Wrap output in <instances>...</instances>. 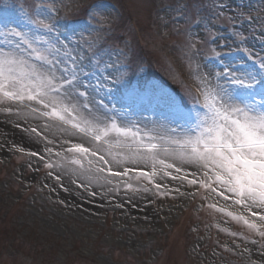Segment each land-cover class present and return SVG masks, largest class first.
<instances>
[{"label":"snow or ice","instance_id":"6c2138e0","mask_svg":"<svg viewBox=\"0 0 264 264\" xmlns=\"http://www.w3.org/2000/svg\"><path fill=\"white\" fill-rule=\"evenodd\" d=\"M186 7L181 0L176 16L184 18L191 37L203 17L199 9L187 14L182 10ZM225 7L221 4L216 15ZM30 8L26 12L24 5L0 0V112L42 119L45 131L70 137L63 142L66 154L57 153L61 161L49 167L62 163L81 175L91 172L90 180L96 182L132 174L149 182L168 176L199 184L209 195L242 209L236 214L219 207L220 212L264 237V57L247 47L217 43L227 51L214 50L215 71L202 72L197 65L194 88L141 87L131 82L127 65L119 63L122 53L109 63L104 56L111 54L85 39L92 22L104 19V0H93L81 16L63 24L52 4L33 0ZM233 10L238 17L253 19L240 6ZM81 19L86 23L81 25ZM233 35L245 44L247 37L239 30ZM209 39L217 42L214 33ZM187 47L193 51L196 44L190 41ZM149 110L157 116L151 127H141L137 113ZM71 137L88 146L73 143ZM259 264H264V253Z\"/></svg>","mask_w":264,"mask_h":264},{"label":"rangeland","instance_id":"374dc122","mask_svg":"<svg viewBox=\"0 0 264 264\" xmlns=\"http://www.w3.org/2000/svg\"><path fill=\"white\" fill-rule=\"evenodd\" d=\"M111 1L115 3L114 9L104 2V19L92 22L93 30L85 33V39L111 54V58L104 56L109 63H116V54L122 53L119 63L127 65L131 82L141 87L172 90L166 83L170 81L181 92L194 88L197 65L201 66L199 71H215L214 50L227 51L217 47V43L247 47L256 57H264V6L260 0H184L187 7L182 10L192 14L199 9L203 17V22L192 29L191 37L184 18L176 16L181 0ZM13 2L24 5L26 12L31 11L33 0ZM92 2L43 0L55 7L61 24L77 19L83 14L79 8ZM221 4L228 7L217 16ZM237 6L253 19L238 17L233 10ZM205 27L209 28L208 33L203 31ZM140 28L142 34L137 33ZM236 30L247 37L244 45L233 35ZM213 33L216 43L209 39ZM190 41L196 44L193 51L187 47ZM139 45L144 46L142 50ZM141 53L155 64V72L146 73ZM145 73L151 74L148 79ZM101 96L109 102L105 93ZM11 116L0 112V117ZM137 116L147 123L157 114L149 110L138 112ZM27 118L26 129L43 138L45 121ZM31 128L37 132H31ZM71 139L88 146L87 141ZM67 147L64 145L61 155L66 154ZM60 161L53 151H42L17 139L5 145L0 134V264H259L264 237L242 221L220 212L219 207L236 214L242 209L232 207L231 201L225 202L215 194L209 195L199 184L168 176H157L153 182L132 174L112 177L111 182L105 183L113 196L122 198L120 203L141 199L149 211L146 218L129 219L120 208H96L97 211L89 212L71 206L57 191L63 181L59 172L63 164L48 166ZM113 169L121 170L119 166ZM187 170L194 171L190 166ZM172 174L177 175L174 170ZM156 184L161 187L157 189ZM73 185L83 187L76 179ZM87 187L93 188L90 184ZM212 204L217 207H211ZM12 206L16 208L8 211Z\"/></svg>","mask_w":264,"mask_h":264},{"label":"bare ground","instance_id":"6f19581e","mask_svg":"<svg viewBox=\"0 0 264 264\" xmlns=\"http://www.w3.org/2000/svg\"><path fill=\"white\" fill-rule=\"evenodd\" d=\"M27 116L18 117L13 115L11 117H0V134L2 138V143L7 145L10 140L17 139L24 142L26 145L33 146L46 151V149H51L55 153H62V148H64L63 142L70 137L67 134L60 133L53 130L45 131L43 138L36 137L28 130H26ZM151 121H147L149 127H151ZM17 125H20L17 127ZM145 122H141V127H144ZM47 136V140L44 139ZM51 141V142H49ZM58 160L61 156H57ZM125 167H131L130 165H125ZM62 175L63 181L60 183L61 188L57 191L62 197L68 201L71 206L79 207L86 211H94L96 208L109 209V208H120L124 214L129 218H146L149 215V211L146 210L145 205L137 199L135 201H125L120 203L122 198L113 196L107 189V184L105 181L101 180L99 182L90 180V176L93 173H87L85 175L72 174L69 170L64 167L59 168ZM193 171V170H190ZM76 179L83 183V187L78 185H73V180ZM87 184L93 186L92 189L87 187ZM124 200V199H123ZM97 211V210H96Z\"/></svg>","mask_w":264,"mask_h":264},{"label":"trees","instance_id":"16d2710c","mask_svg":"<svg viewBox=\"0 0 264 264\" xmlns=\"http://www.w3.org/2000/svg\"><path fill=\"white\" fill-rule=\"evenodd\" d=\"M3 219H5V218H3Z\"/></svg>","mask_w":264,"mask_h":264}]
</instances>
